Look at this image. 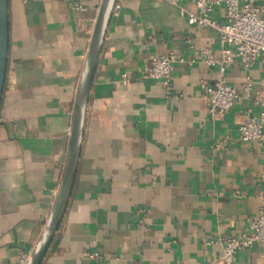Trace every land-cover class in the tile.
Returning <instances> with one entry per match:
<instances>
[{
    "label": "crops",
    "instance_id": "0c3cea01",
    "mask_svg": "<svg viewBox=\"0 0 264 264\" xmlns=\"http://www.w3.org/2000/svg\"><path fill=\"white\" fill-rule=\"evenodd\" d=\"M264 4V0H258ZM102 0H7L9 46L0 105V264H29L44 238L68 157L77 90ZM85 109L72 192L42 264H209L255 218L264 147L239 126L256 114L263 64L230 63L241 96L209 109L219 33L190 25V0H115ZM213 17L224 20L222 6ZM175 52L169 86L147 77ZM235 264H264V245Z\"/></svg>",
    "mask_w": 264,
    "mask_h": 264
},
{
    "label": "built area",
    "instance_id": "2783aa9c",
    "mask_svg": "<svg viewBox=\"0 0 264 264\" xmlns=\"http://www.w3.org/2000/svg\"><path fill=\"white\" fill-rule=\"evenodd\" d=\"M194 9L182 8V14L190 25L213 28L219 33L222 46L221 57L217 58L208 49L203 51L206 64L220 65L221 78L214 86L207 87L202 82L209 109L213 114L223 115L232 108L241 96L251 97L254 81L246 76L242 91L229 84L223 77L226 67L235 59L240 60L248 68L256 60H261L264 71V4L258 0H190ZM222 6L224 20L213 17L216 7ZM121 5L114 3L112 12H117ZM179 57L175 52L154 56L145 67L147 77L161 79L169 86L174 65ZM261 92L255 98L257 113L240 124V139L243 142L261 141L264 147V74L260 78ZM255 243L264 245V195L255 218L249 220L246 228L238 234L227 238L222 254L212 259L209 264H235L237 253L251 248ZM184 264V263H180Z\"/></svg>",
    "mask_w": 264,
    "mask_h": 264
},
{
    "label": "water",
    "instance_id": "95a60500",
    "mask_svg": "<svg viewBox=\"0 0 264 264\" xmlns=\"http://www.w3.org/2000/svg\"><path fill=\"white\" fill-rule=\"evenodd\" d=\"M115 0H102L97 16L95 28L88 49L81 81L77 90L70 143L67 162L59 193L53 208V212L46 228L43 240L33 254L29 264H42L43 260L55 238L63 219L77 172L81 151V139L83 134V121L90 90L93 84L95 71L103 43L106 25ZM9 46V22L7 0H0V105L5 87L7 73V54Z\"/></svg>",
    "mask_w": 264,
    "mask_h": 264
}]
</instances>
